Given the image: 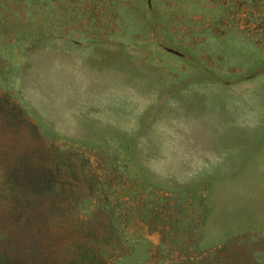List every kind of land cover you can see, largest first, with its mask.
I'll return each instance as SVG.
<instances>
[{
	"label": "rangeland",
	"instance_id": "1",
	"mask_svg": "<svg viewBox=\"0 0 264 264\" xmlns=\"http://www.w3.org/2000/svg\"><path fill=\"white\" fill-rule=\"evenodd\" d=\"M21 2L0 98L36 135L0 147L56 155L47 264H264V0Z\"/></svg>",
	"mask_w": 264,
	"mask_h": 264
},
{
	"label": "trees",
	"instance_id": "2",
	"mask_svg": "<svg viewBox=\"0 0 264 264\" xmlns=\"http://www.w3.org/2000/svg\"><path fill=\"white\" fill-rule=\"evenodd\" d=\"M21 1L0 0V30L8 29L2 19V8L26 9ZM37 1L42 0H34V4ZM10 13L12 10L8 15ZM19 124H23L25 133L36 135L35 128L21 110L5 106L0 98V131H7V126L16 131ZM15 141L11 138L2 145L4 149L0 147V264H47L52 259L45 248L33 243L34 238L39 235L47 237L51 219L49 208L58 209V206H53L58 204L54 199L64 197L66 192L63 186H56V175L59 174L49 171L48 166L56 159L54 152H47L49 158L42 156L39 149L21 147ZM67 220L73 221L71 213ZM83 220L80 221L85 224ZM73 252L78 254L77 264H92L91 260L96 264H109L105 256L107 251L103 247L89 243L88 248L79 246ZM120 258L115 256L112 264H119Z\"/></svg>",
	"mask_w": 264,
	"mask_h": 264
}]
</instances>
